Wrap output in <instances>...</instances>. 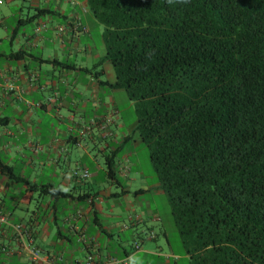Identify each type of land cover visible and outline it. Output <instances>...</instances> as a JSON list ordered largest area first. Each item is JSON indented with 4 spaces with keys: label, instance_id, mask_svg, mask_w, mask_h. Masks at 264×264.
Wrapping results in <instances>:
<instances>
[{
    "label": "trees",
    "instance_id": "trees-1",
    "mask_svg": "<svg viewBox=\"0 0 264 264\" xmlns=\"http://www.w3.org/2000/svg\"><path fill=\"white\" fill-rule=\"evenodd\" d=\"M79 1L103 26L112 87L136 103L190 263L264 264V0Z\"/></svg>",
    "mask_w": 264,
    "mask_h": 264
},
{
    "label": "crops",
    "instance_id": "crops-1",
    "mask_svg": "<svg viewBox=\"0 0 264 264\" xmlns=\"http://www.w3.org/2000/svg\"><path fill=\"white\" fill-rule=\"evenodd\" d=\"M78 20L87 32L75 34ZM30 24L31 31L22 28ZM105 55L103 26L85 1L0 5V161L17 178L0 169V215L10 222L0 225V264H87L89 257L92 264H172L167 233L146 224L152 213L135 211L147 184L129 177V154L116 163L132 138L115 120L119 110L108 92L120 89L112 87L111 63L101 65ZM84 56L92 59L87 65ZM85 170L88 180L74 176ZM45 185L69 196L32 189Z\"/></svg>",
    "mask_w": 264,
    "mask_h": 264
},
{
    "label": "rangeland",
    "instance_id": "rangeland-1",
    "mask_svg": "<svg viewBox=\"0 0 264 264\" xmlns=\"http://www.w3.org/2000/svg\"><path fill=\"white\" fill-rule=\"evenodd\" d=\"M22 28L31 31L32 25L30 24ZM84 57L87 62L85 63L86 65L91 62L92 59L90 57ZM72 62L77 63L78 60L73 59ZM110 66L114 72L112 64H110ZM90 77L92 78V76L87 75L86 78ZM104 81H106V78ZM108 95L109 97L114 98V104L118 107L119 112L116 113L117 117L115 120L118 119L119 124L122 125L120 131L132 138L130 142L124 145L123 150L117 155L116 163H118L119 160L121 161L123 159L122 157L129 154L130 157L126 161L129 163L128 166H133V171L130 173L129 177L136 178L139 184L146 183L148 186L147 189H149V191L140 198L143 199V201L140 205H137L138 207H135V211L144 215H146L145 212L152 213L149 214L150 216L145 217V219H147L146 224L150 228L153 227L158 235L161 230H164L167 233L170 240L171 250L169 251V249H166L165 253L168 254L170 252L172 254V264H176L175 261L177 259H181L179 264H191L190 257L187 255L181 234L172 214V206L169 197L165 193L162 195L157 193L158 189L155 185L158 184L159 181L150 159V151L149 148L141 142L140 135L137 131L138 116L136 112V103L130 100L129 95L125 90H119L117 93L109 91ZM55 124L58 125V123ZM154 218H156V220H153ZM161 240H163L162 236Z\"/></svg>",
    "mask_w": 264,
    "mask_h": 264
},
{
    "label": "built area",
    "instance_id": "built-area-1",
    "mask_svg": "<svg viewBox=\"0 0 264 264\" xmlns=\"http://www.w3.org/2000/svg\"><path fill=\"white\" fill-rule=\"evenodd\" d=\"M68 3H70L71 5L73 6H78L80 5V1L79 0H66ZM3 4V0H0V5ZM45 28L44 25H38L37 29H36V33L37 34H40L43 29ZM65 31L64 28H60L58 33L62 34L63 32ZM75 34H78L79 32H87V29H83L81 24H77L74 26V30ZM128 175V169H125V176ZM74 176H80L81 178L85 179V180H88L90 177H91V174L88 170H85V171H77V172H74ZM9 218L7 216H2L0 215V225H6V224H9ZM13 229L15 232H17L19 235L22 234V226L21 225H14L13 226ZM137 248H139L137 246ZM40 255V252L39 251H36L34 253V256L35 258H38ZM93 263V257H89L87 259V264H92Z\"/></svg>",
    "mask_w": 264,
    "mask_h": 264
},
{
    "label": "clouds",
    "instance_id": "clouds-1",
    "mask_svg": "<svg viewBox=\"0 0 264 264\" xmlns=\"http://www.w3.org/2000/svg\"><path fill=\"white\" fill-rule=\"evenodd\" d=\"M173 2V0H169V3H172ZM184 2H187V0H184Z\"/></svg>",
    "mask_w": 264,
    "mask_h": 264
}]
</instances>
